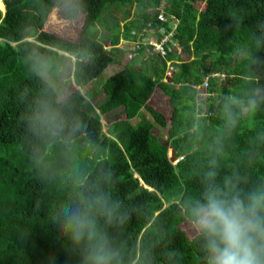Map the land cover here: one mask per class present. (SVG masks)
<instances>
[{
  "label": "trees",
  "instance_id": "trees-1",
  "mask_svg": "<svg viewBox=\"0 0 264 264\" xmlns=\"http://www.w3.org/2000/svg\"><path fill=\"white\" fill-rule=\"evenodd\" d=\"M2 2L0 264H83L84 243L61 231L64 209L77 208L121 264H207L204 238L181 227L189 203L209 189L264 191V0ZM53 10L79 22L74 40L43 28ZM144 29L155 40L169 33L162 52L146 58L150 45L139 44L128 55ZM62 61L71 68L65 84L79 87L121 66L91 102L76 87L58 98L43 77L54 80ZM204 78L207 87L193 86ZM155 86L167 96L168 123L146 102ZM115 108L102 131L100 114ZM154 124L167 126L164 142ZM97 196L111 221L89 207Z\"/></svg>",
  "mask_w": 264,
  "mask_h": 264
},
{
  "label": "clouds",
  "instance_id": "clouds-1",
  "mask_svg": "<svg viewBox=\"0 0 264 264\" xmlns=\"http://www.w3.org/2000/svg\"><path fill=\"white\" fill-rule=\"evenodd\" d=\"M250 104L254 109L255 100ZM95 201L89 207H99L111 221L114 210L105 198L97 196ZM187 213L192 228L205 240L207 264H264V191L242 196L209 189L202 201L189 203ZM64 215L61 231L76 245H85L83 264H121L119 250L97 231L89 211L64 209Z\"/></svg>",
  "mask_w": 264,
  "mask_h": 264
},
{
  "label": "rangeland",
  "instance_id": "rangeland-1",
  "mask_svg": "<svg viewBox=\"0 0 264 264\" xmlns=\"http://www.w3.org/2000/svg\"><path fill=\"white\" fill-rule=\"evenodd\" d=\"M1 3V2H0ZM195 6L199 9L202 7L203 3L201 1H197L194 3ZM2 7V6H1ZM123 7L122 6H116L112 9H110V14L113 16H117L120 15V13L122 12ZM134 9L133 6L130 7L129 11L130 13L132 12V10ZM106 12V9L102 11V13ZM52 13V18L50 20V22L46 23L43 25V28L45 30L57 33L61 36H64L66 38H69L71 40H74L77 36L78 33V29L80 28V24L77 27V24L79 23L77 20H66L63 18H59L57 16L56 10L51 11ZM81 14V13H79ZM78 14V15H79ZM121 23V21L119 22ZM99 29V33L105 34V30L102 29L101 27L98 28ZM174 45V44H173ZM105 49L108 48L107 45L103 46ZM177 52H179V48L176 49ZM133 54V53H130ZM181 54H183V52H181ZM66 55V54H65ZM127 53L123 54V56L120 59V62H124L128 57H127ZM183 56V55H182ZM144 57H148L147 53L144 55ZM185 57V55H184ZM61 69L59 70L58 74L55 75L56 78H54V80L52 79H48L47 76L45 75V73H43V77L50 82V84L58 89L57 93H58V98L64 96L69 90H71L72 88L76 87V85L72 82V80L70 81V83H68V85L65 84L66 82V77L70 76V65H68V63L66 61H62L61 62ZM121 65L117 64V63H113V64H108L95 78L93 81L95 82H90L86 85H84L83 87H79L80 91H86L88 94V97L90 98L91 102H94L96 99H98L101 94L102 91L100 89V83H102L103 79L110 74L111 72H113L114 70L118 69ZM150 106H152L153 108H155L156 110L160 111L166 120V123H168V119H169V114H170V106L168 103V99L167 96L164 95L157 86H155L153 88V91L150 93L149 98L146 101ZM117 108L105 112L103 114H100V121H101V129L102 131H104L108 125V123L113 120L115 118V114H116ZM143 116L145 117H149V115L147 113H142ZM142 114H139L137 116H135L132 121L137 120V118H139ZM166 128L167 126H159L157 124H154L152 127V132L157 136V138L161 141L164 142L166 140ZM182 229L187 233L188 236H192L196 231L192 228L191 224L189 221H185L182 222L181 224ZM207 257V255H206Z\"/></svg>",
  "mask_w": 264,
  "mask_h": 264
},
{
  "label": "built area",
  "instance_id": "built-area-1",
  "mask_svg": "<svg viewBox=\"0 0 264 264\" xmlns=\"http://www.w3.org/2000/svg\"><path fill=\"white\" fill-rule=\"evenodd\" d=\"M160 16L162 17L161 19H165L160 12ZM145 30V29H144ZM139 37H137V39L135 41H133V46H131V50L130 53H135L134 48H137L139 46V44H144V45H150V49H148L147 47L144 46V51L145 53H150V52H162V43L167 39L169 33H166L162 36V38H160L159 40H155L152 36H148L146 33V30L143 33L138 34ZM174 43H172L173 45ZM128 53V55L130 54ZM128 57V56H127ZM171 65L169 64V62H166V67L164 70V75L168 76L170 74L171 71ZM164 76V77H165ZM165 78H163L164 80ZM195 88L199 89L200 86H202L203 88L206 86V78H204L202 80L201 85L197 84V85H193Z\"/></svg>",
  "mask_w": 264,
  "mask_h": 264
},
{
  "label": "bare ground",
  "instance_id": "bare-ground-1",
  "mask_svg": "<svg viewBox=\"0 0 264 264\" xmlns=\"http://www.w3.org/2000/svg\"><path fill=\"white\" fill-rule=\"evenodd\" d=\"M0 2H1V0H0ZM0 8H1V3H0ZM174 25V24H173ZM170 30V29H169ZM176 30V29H175ZM166 34V33H165ZM164 44H165V42H164ZM167 44V43H166ZM170 49V48H169ZM177 69V68H176ZM172 74H173V72H172ZM171 76V75H170ZM210 79V78H209ZM208 82H209V80H208ZM207 84H209V83H207ZM207 87V86H206ZM207 88H205V90H206ZM208 90V89H207ZM202 91V90H201Z\"/></svg>",
  "mask_w": 264,
  "mask_h": 264
},
{
  "label": "water",
  "instance_id": "water-1",
  "mask_svg": "<svg viewBox=\"0 0 264 264\" xmlns=\"http://www.w3.org/2000/svg\"><path fill=\"white\" fill-rule=\"evenodd\" d=\"M1 3H2V7L0 9L3 11L4 10V4H3L2 0H1ZM63 53L66 54L65 52H63Z\"/></svg>",
  "mask_w": 264,
  "mask_h": 264
}]
</instances>
